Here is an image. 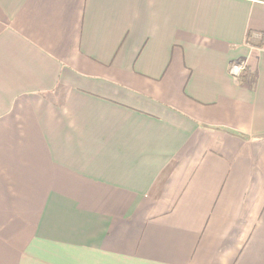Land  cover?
I'll return each mask as SVG.
<instances>
[{"label": "crops", "instance_id": "crops-1", "mask_svg": "<svg viewBox=\"0 0 264 264\" xmlns=\"http://www.w3.org/2000/svg\"><path fill=\"white\" fill-rule=\"evenodd\" d=\"M0 264H264V0H0Z\"/></svg>", "mask_w": 264, "mask_h": 264}, {"label": "built area", "instance_id": "built-area-1", "mask_svg": "<svg viewBox=\"0 0 264 264\" xmlns=\"http://www.w3.org/2000/svg\"><path fill=\"white\" fill-rule=\"evenodd\" d=\"M246 69L244 62H234L229 67V74L233 77L239 76Z\"/></svg>", "mask_w": 264, "mask_h": 264}, {"label": "trees", "instance_id": "trees-1", "mask_svg": "<svg viewBox=\"0 0 264 264\" xmlns=\"http://www.w3.org/2000/svg\"><path fill=\"white\" fill-rule=\"evenodd\" d=\"M241 77H242V76H239L238 78H236V79H237V81H240V80H241Z\"/></svg>", "mask_w": 264, "mask_h": 264}]
</instances>
